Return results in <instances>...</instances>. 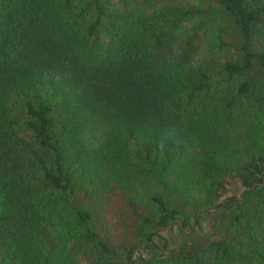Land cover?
<instances>
[{"label": "trees", "instance_id": "obj_1", "mask_svg": "<svg viewBox=\"0 0 264 264\" xmlns=\"http://www.w3.org/2000/svg\"><path fill=\"white\" fill-rule=\"evenodd\" d=\"M202 1L0 0V264H134L214 205L143 264H264V0Z\"/></svg>", "mask_w": 264, "mask_h": 264}, {"label": "rangeland", "instance_id": "obj_2", "mask_svg": "<svg viewBox=\"0 0 264 264\" xmlns=\"http://www.w3.org/2000/svg\"><path fill=\"white\" fill-rule=\"evenodd\" d=\"M162 3V2H161ZM170 5L181 6H207L208 2L202 0H168ZM226 186L219 201L225 200L231 195H239L242 191V186L239 178L232 173L231 176L223 178ZM180 206V210L189 211L184 206ZM183 219V215L178 217L179 223ZM188 221L192 225L185 227L183 232L180 231L178 224H174L172 228L159 229L158 237H155V243L158 248L152 251L151 248H146L145 245L139 246L135 250L134 264H143V260H148L153 254L165 258H176L180 252L181 246L185 245L189 251H192L197 246L209 243L219 231V224L225 221V216L218 209L217 205L198 211V215H188ZM115 264H127L125 254L119 251L114 259ZM84 264V263H82Z\"/></svg>", "mask_w": 264, "mask_h": 264}]
</instances>
